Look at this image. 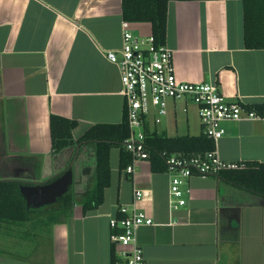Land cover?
<instances>
[{"label": "crops", "instance_id": "1", "mask_svg": "<svg viewBox=\"0 0 264 264\" xmlns=\"http://www.w3.org/2000/svg\"><path fill=\"white\" fill-rule=\"evenodd\" d=\"M123 21L122 0H0V181L27 185L51 173V115L78 123L75 140L95 125L123 121L120 70L107 58L121 48ZM130 25L137 35L152 34L148 23ZM244 36L242 0L169 4L165 44L178 78L216 84L229 100L264 113V50L247 49ZM184 107L172 104L162 124L151 128L169 137L200 136L197 107ZM224 127L221 160L264 163L260 123ZM78 147L81 181L73 188L85 190L93 185V170L83 172L92 148ZM110 162L111 185L98 209L84 215L76 197L62 221L42 212L24 225L1 224L0 264H112V248H119L110 220L123 205L154 222L137 232L146 264H264L263 196L219 176H195L187 205L172 212L167 172L154 173L150 160L137 162L134 174L120 171L119 148ZM136 190L145 192L139 201Z\"/></svg>", "mask_w": 264, "mask_h": 264}, {"label": "built area", "instance_id": "2", "mask_svg": "<svg viewBox=\"0 0 264 264\" xmlns=\"http://www.w3.org/2000/svg\"><path fill=\"white\" fill-rule=\"evenodd\" d=\"M121 29V48L108 52L107 58L120 70V93L130 131L124 148L133 158L126 173L134 174L137 162L150 160L146 127L155 131L151 127L162 124L172 104L183 103V112L188 111L189 105L196 106L202 134L215 144L213 151L190 158L163 153L166 172L170 175L169 206L173 212L187 205L186 195L191 193L189 182L193 177L218 176L222 171L242 167L238 163L225 162L218 155L217 143L227 135L224 125L228 122H258L264 133V113L240 100H229L216 84L181 81L176 73L173 51L166 44H160L153 34H135L127 21L122 22ZM144 196L142 190L134 193L137 201ZM118 214L123 217L110 220L111 228L121 231L112 234V242L119 248L117 257L122 264H146L137 232L143 226L153 225L152 218L125 205L118 208Z\"/></svg>", "mask_w": 264, "mask_h": 264}, {"label": "trees", "instance_id": "3", "mask_svg": "<svg viewBox=\"0 0 264 264\" xmlns=\"http://www.w3.org/2000/svg\"><path fill=\"white\" fill-rule=\"evenodd\" d=\"M173 1H218V0H122V17L129 23H148L152 27V34L160 44H165L168 24L169 4ZM244 6V41L247 49L264 50V0H242ZM262 112L259 106H251ZM78 123L61 116L51 115L50 129L52 139V154L57 157V163L62 164L73 158L78 145L89 146V155L94 164L83 169V172L93 170V185L85 190L72 187L57 201L42 209L28 208L27 200L21 192L24 185L19 181H0V225L27 224L34 214L47 212L51 217H58L64 213L69 215L76 197L82 200L84 215L98 209L105 200L106 190L111 185V152L120 149V171L126 170L132 164V154L125 150L124 142L129 138V126L124 115L123 121L115 125H95L81 138L74 139V131ZM146 143L150 154L152 171L166 172L167 156L178 155L190 158L205 155L215 148L212 140L201 134L200 136L182 135L169 137L156 130L146 127ZM88 155V156H89ZM234 170H225L218 175L237 186L264 197V163L247 162ZM85 175V174H84ZM217 177V176H216ZM119 218L123 216L118 214ZM56 219V218H55ZM53 219L52 221L57 220ZM121 233L113 230V234ZM118 257L112 248V264H117Z\"/></svg>", "mask_w": 264, "mask_h": 264}, {"label": "water", "instance_id": "4", "mask_svg": "<svg viewBox=\"0 0 264 264\" xmlns=\"http://www.w3.org/2000/svg\"><path fill=\"white\" fill-rule=\"evenodd\" d=\"M79 151L80 147L75 150L72 159L71 156H68V159L63 161L62 164L57 163V157H48L47 172L51 173L44 174L42 182L27 184L21 187V192L27 200L28 208L52 205L74 185H76L75 187L78 186L81 181L78 165L80 157L82 156ZM92 168H95V161ZM76 192H78L77 189Z\"/></svg>", "mask_w": 264, "mask_h": 264}, {"label": "rangeland", "instance_id": "5", "mask_svg": "<svg viewBox=\"0 0 264 264\" xmlns=\"http://www.w3.org/2000/svg\"><path fill=\"white\" fill-rule=\"evenodd\" d=\"M178 118H179V119H177V120H179L178 123L180 124L181 127L184 126V125H186L183 116H181V117L178 116ZM165 121H166V120H165ZM181 132H184V131L182 130ZM91 162H92V159L90 158V159L88 160V164L94 165V164H92ZM55 218H56V219H55ZM53 219H55V220H57V221H62V220L64 219V213H63V214H59L58 217H51L50 220H53ZM9 236H15V235L12 234V235H9ZM22 236H24V238H29L27 235H22ZM39 241H40V239H39ZM40 242H44V243L46 242V244H45L46 247L49 246L47 240H46V241H40Z\"/></svg>", "mask_w": 264, "mask_h": 264}, {"label": "flooded vegetation", "instance_id": "6", "mask_svg": "<svg viewBox=\"0 0 264 264\" xmlns=\"http://www.w3.org/2000/svg\"><path fill=\"white\" fill-rule=\"evenodd\" d=\"M90 171H91V170H90ZM90 171H89V172H90Z\"/></svg>", "mask_w": 264, "mask_h": 264}]
</instances>
